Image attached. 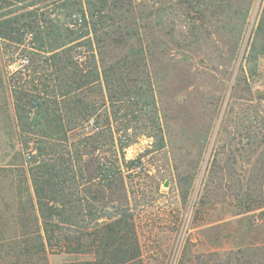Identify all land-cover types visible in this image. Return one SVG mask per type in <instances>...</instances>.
<instances>
[{
  "label": "trees",
  "instance_id": "1",
  "mask_svg": "<svg viewBox=\"0 0 264 264\" xmlns=\"http://www.w3.org/2000/svg\"><path fill=\"white\" fill-rule=\"evenodd\" d=\"M244 1L236 12L239 31L253 0ZM176 4L204 17L213 2ZM48 6L61 13L51 17ZM132 6V0H0V99L5 110L11 107L25 154L19 163L0 164V194L6 193L0 203L12 231L0 239L13 255L26 256L23 264H32L34 254L48 264L56 252L90 256L69 264H144L125 180L142 163L127 159L125 149L142 135L160 146L162 129L147 66L155 47L133 25ZM18 50L25 54L15 57ZM2 54L9 58L4 66ZM259 54L264 3L249 57ZM23 57L28 63L19 66ZM245 259L264 264V242Z\"/></svg>",
  "mask_w": 264,
  "mask_h": 264
},
{
  "label": "rangeland",
  "instance_id": "2",
  "mask_svg": "<svg viewBox=\"0 0 264 264\" xmlns=\"http://www.w3.org/2000/svg\"><path fill=\"white\" fill-rule=\"evenodd\" d=\"M208 1L199 17L177 0H132L133 25L155 47L147 66L162 129L160 146L142 135L125 149L127 159L142 163L125 180L144 264H244L248 249L264 242V54L249 57L264 0L252 1L241 31L236 12L244 0H228V8ZM8 59L1 55L2 66ZM2 106L0 99V164L19 163L25 154L12 110ZM10 218L0 203V235L12 232ZM7 245L0 239V264H23L26 256ZM89 258L49 253L48 264ZM31 260L43 264L38 254Z\"/></svg>",
  "mask_w": 264,
  "mask_h": 264
},
{
  "label": "built area",
  "instance_id": "3",
  "mask_svg": "<svg viewBox=\"0 0 264 264\" xmlns=\"http://www.w3.org/2000/svg\"><path fill=\"white\" fill-rule=\"evenodd\" d=\"M73 19H74V22H77V23H79L81 21L79 15H77V14L73 15ZM27 63H28V60L24 57L19 60V66H23Z\"/></svg>",
  "mask_w": 264,
  "mask_h": 264
},
{
  "label": "water",
  "instance_id": "4",
  "mask_svg": "<svg viewBox=\"0 0 264 264\" xmlns=\"http://www.w3.org/2000/svg\"><path fill=\"white\" fill-rule=\"evenodd\" d=\"M165 185H167V182H165Z\"/></svg>",
  "mask_w": 264,
  "mask_h": 264
}]
</instances>
